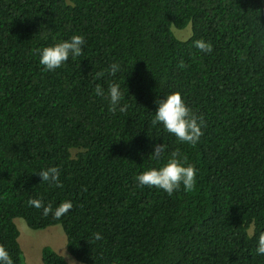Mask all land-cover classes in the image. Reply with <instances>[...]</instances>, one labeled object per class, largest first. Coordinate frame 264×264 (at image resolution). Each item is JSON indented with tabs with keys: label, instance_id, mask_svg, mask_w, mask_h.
I'll use <instances>...</instances> for the list:
<instances>
[{
	"label": "trees",
	"instance_id": "16d2710c",
	"mask_svg": "<svg viewBox=\"0 0 264 264\" xmlns=\"http://www.w3.org/2000/svg\"><path fill=\"white\" fill-rule=\"evenodd\" d=\"M190 23L192 36L179 39L172 27ZM73 34L84 36L83 54L44 70L38 50ZM200 38L211 53L194 47ZM114 81L123 113L94 92ZM177 90L205 120L195 145L151 124L154 101ZM159 143L165 157L179 151L199 169L191 191L137 186L138 173L158 166L148 156ZM50 166L63 187L42 182ZM29 198L73 208L57 220ZM18 217L33 229L62 225L84 264H264L255 255L264 232V0H0V244L14 264H31ZM42 260L70 264L51 246Z\"/></svg>",
	"mask_w": 264,
	"mask_h": 264
},
{
	"label": "clouds",
	"instance_id": "9594fccd",
	"mask_svg": "<svg viewBox=\"0 0 264 264\" xmlns=\"http://www.w3.org/2000/svg\"><path fill=\"white\" fill-rule=\"evenodd\" d=\"M44 39H47L45 34ZM85 44L84 36L81 34H73L69 39L55 41L49 46H45L38 50L39 63L44 66L46 71H54L64 65L69 58L76 59L83 54V46ZM194 47L202 53H211L213 44L204 38L193 41ZM184 66L181 61V67ZM122 71L121 64L117 61L111 63L107 69L109 75L115 77L118 72ZM102 75V73L98 74ZM96 96L106 98L109 103V110L115 114L117 111L125 112L127 105L122 104L124 91L120 83L112 82L105 90L100 84H96L94 88ZM157 105L154 115L151 119L153 126L162 125L163 129L173 134L178 142L195 145L203 135V126L205 120L202 115H197L192 108L182 98L180 91H172L162 98L154 101ZM154 150L149 154L148 158L157 162L158 166L147 167L144 171L138 173L134 179L137 186L143 188L156 187L163 190L169 196L174 192H179L181 188L184 191H191L197 183V175L199 169L188 162L187 155L179 151H171L165 153L167 145L159 143L153 146ZM162 157L164 159H162ZM42 182H47L55 187H63L60 182V170L56 166L42 168L39 171ZM30 207L42 209V214L47 217L51 214L54 219H61L65 214L73 208V202L68 200L61 201L53 207L52 203L45 204L42 198H29L27 201ZM96 240L102 239L99 232L94 234ZM255 255L264 256V232H261L257 238ZM0 264H14V260L8 249L0 244Z\"/></svg>",
	"mask_w": 264,
	"mask_h": 264
},
{
	"label": "rangeland",
	"instance_id": "374dc122",
	"mask_svg": "<svg viewBox=\"0 0 264 264\" xmlns=\"http://www.w3.org/2000/svg\"><path fill=\"white\" fill-rule=\"evenodd\" d=\"M172 30L181 40L189 39L193 33L191 23L183 29L173 26ZM15 222L21 232L19 241L27 262L31 264H43L42 249L44 246H51L63 255L70 264H84L69 252L67 248V236L62 225L58 224L45 229H33L21 217L16 218Z\"/></svg>",
	"mask_w": 264,
	"mask_h": 264
}]
</instances>
